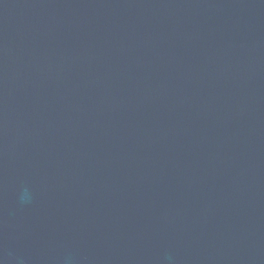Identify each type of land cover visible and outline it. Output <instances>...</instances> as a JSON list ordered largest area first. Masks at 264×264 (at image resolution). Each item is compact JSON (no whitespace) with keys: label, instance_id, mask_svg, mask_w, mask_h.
<instances>
[{"label":"water","instance_id":"1","mask_svg":"<svg viewBox=\"0 0 264 264\" xmlns=\"http://www.w3.org/2000/svg\"><path fill=\"white\" fill-rule=\"evenodd\" d=\"M0 264H264V0H0Z\"/></svg>","mask_w":264,"mask_h":264},{"label":"clouds","instance_id":"2","mask_svg":"<svg viewBox=\"0 0 264 264\" xmlns=\"http://www.w3.org/2000/svg\"><path fill=\"white\" fill-rule=\"evenodd\" d=\"M26 196H27V191H26ZM26 196L22 197V202L26 199Z\"/></svg>","mask_w":264,"mask_h":264}]
</instances>
